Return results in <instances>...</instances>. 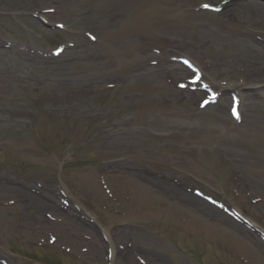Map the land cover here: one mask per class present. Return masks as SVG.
Instances as JSON below:
<instances>
[{
  "label": "rangeland",
  "instance_id": "374dc122",
  "mask_svg": "<svg viewBox=\"0 0 264 264\" xmlns=\"http://www.w3.org/2000/svg\"><path fill=\"white\" fill-rule=\"evenodd\" d=\"M208 1L0 0V264H264V82L200 71L264 24Z\"/></svg>",
  "mask_w": 264,
  "mask_h": 264
},
{
  "label": "bare ground",
  "instance_id": "6f19581e",
  "mask_svg": "<svg viewBox=\"0 0 264 264\" xmlns=\"http://www.w3.org/2000/svg\"><path fill=\"white\" fill-rule=\"evenodd\" d=\"M206 4L213 5L211 1L205 2ZM234 5V0H223L222 4H217L215 7H219L220 11L223 15L228 14L229 12H232L234 14H238V12H246L250 11L255 19L260 20L264 24V4L257 3V2H249L248 5H244L241 8L238 6L236 7V10L229 9L227 7ZM235 9V8H234ZM239 36L243 37L246 34H242L241 32L237 33ZM255 40L258 47L260 46V43L264 45V37L261 36H252ZM254 42V43H255ZM260 42V43H259ZM200 47H202V44H200ZM240 47V46H239ZM264 56L259 55V58H253V57H237L232 58L230 61H223V60H213L211 62L205 61L202 64V67L200 69L202 74H207L208 70L216 69L219 71H222L225 74L231 75V74H239L236 75V77L241 78L242 82L239 84L236 82L233 84L234 88H250L252 86H256L257 84L264 82ZM204 72V73H203ZM226 88V87H223ZM225 90H230V86L227 85V88ZM249 102L250 100L247 97H244V102ZM1 192V189H0Z\"/></svg>",
  "mask_w": 264,
  "mask_h": 264
},
{
  "label": "snow or ice",
  "instance_id": "6c2138e0",
  "mask_svg": "<svg viewBox=\"0 0 264 264\" xmlns=\"http://www.w3.org/2000/svg\"><path fill=\"white\" fill-rule=\"evenodd\" d=\"M205 7L207 8V7H208V5H205Z\"/></svg>",
  "mask_w": 264,
  "mask_h": 264
}]
</instances>
